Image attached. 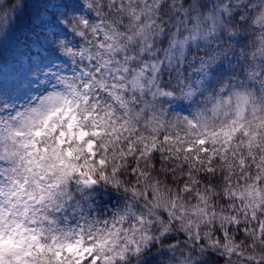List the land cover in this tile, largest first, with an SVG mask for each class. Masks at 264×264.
<instances>
[{
	"label": "clouds",
	"instance_id": "1",
	"mask_svg": "<svg viewBox=\"0 0 264 264\" xmlns=\"http://www.w3.org/2000/svg\"><path fill=\"white\" fill-rule=\"evenodd\" d=\"M40 4L0 264H264V0H0V53Z\"/></svg>",
	"mask_w": 264,
	"mask_h": 264
},
{
	"label": "trees",
	"instance_id": "2",
	"mask_svg": "<svg viewBox=\"0 0 264 264\" xmlns=\"http://www.w3.org/2000/svg\"><path fill=\"white\" fill-rule=\"evenodd\" d=\"M46 8L47 4L38 5L36 11L31 13L29 18L21 24L12 44L0 53V83H2L6 89H15L24 77L25 74L19 72V68L24 64L21 57L26 56V52L29 50L30 46L36 44L43 48V44L41 43L42 32L40 29L43 28L46 22L41 21L39 24H34L33 17L38 18L40 16V11ZM40 56L41 58H45L43 55ZM32 62L33 60L27 57V71Z\"/></svg>",
	"mask_w": 264,
	"mask_h": 264
},
{
	"label": "snow or ice",
	"instance_id": "3",
	"mask_svg": "<svg viewBox=\"0 0 264 264\" xmlns=\"http://www.w3.org/2000/svg\"><path fill=\"white\" fill-rule=\"evenodd\" d=\"M51 74V73H50ZM0 106H2V105H0Z\"/></svg>",
	"mask_w": 264,
	"mask_h": 264
}]
</instances>
